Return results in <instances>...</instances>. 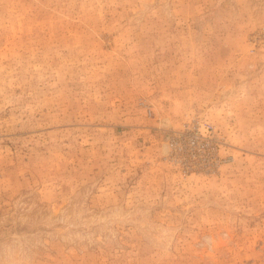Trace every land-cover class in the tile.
Listing matches in <instances>:
<instances>
[{"label": "rangeland", "instance_id": "374dc122", "mask_svg": "<svg viewBox=\"0 0 264 264\" xmlns=\"http://www.w3.org/2000/svg\"><path fill=\"white\" fill-rule=\"evenodd\" d=\"M0 264H264V0H0Z\"/></svg>", "mask_w": 264, "mask_h": 264}, {"label": "built area", "instance_id": "2783aa9c", "mask_svg": "<svg viewBox=\"0 0 264 264\" xmlns=\"http://www.w3.org/2000/svg\"><path fill=\"white\" fill-rule=\"evenodd\" d=\"M204 129V130H201ZM210 124L185 123L170 139V158L185 173L196 170L212 171L221 163L218 141Z\"/></svg>", "mask_w": 264, "mask_h": 264}]
</instances>
